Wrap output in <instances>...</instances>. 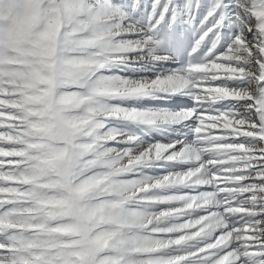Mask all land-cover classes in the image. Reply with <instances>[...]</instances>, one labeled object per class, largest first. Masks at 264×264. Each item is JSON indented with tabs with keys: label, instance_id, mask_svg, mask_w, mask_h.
<instances>
[{
	"label": "snow or ice",
	"instance_id": "obj_1",
	"mask_svg": "<svg viewBox=\"0 0 264 264\" xmlns=\"http://www.w3.org/2000/svg\"><path fill=\"white\" fill-rule=\"evenodd\" d=\"M78 18L98 48L123 57L98 65L123 89L104 109L117 113L110 143L139 146L153 176L183 178L165 194L200 193L215 209L179 245L183 257L148 264H264V0H83ZM17 182L0 180V197ZM0 264L25 261L0 245Z\"/></svg>",
	"mask_w": 264,
	"mask_h": 264
},
{
	"label": "bare ground",
	"instance_id": "obj_2",
	"mask_svg": "<svg viewBox=\"0 0 264 264\" xmlns=\"http://www.w3.org/2000/svg\"><path fill=\"white\" fill-rule=\"evenodd\" d=\"M69 1L72 0H51L50 3L47 4L46 6V17L48 20L46 22L47 28L50 29V27H48L49 26L48 24L50 23L58 26L61 25L63 31H69L75 29V26L86 27L83 20L77 17L69 19L67 17L68 15L66 16L64 14L63 11L68 6ZM117 34L119 33L117 32ZM67 36L73 37L74 35L71 36V34H67ZM83 36L89 40H92V42L94 41V37L91 34L87 33V30H85ZM79 39L80 38L78 37V40ZM71 47H73V50L69 52L63 51L60 53L62 62L71 68L73 67L74 69L77 70L78 69L84 70L88 77L86 78L85 85L83 86L81 85L78 86V84L71 85V86H67V88L63 89V91L61 92H60L61 89H59V91H55V93L53 92L54 100L56 102V108L66 103L78 104L84 102L86 104L85 105L86 110H82V111L78 110L75 113L58 114L57 121L58 124L61 125L59 126V128L61 127V135H62L61 137H63L66 141L61 143H68L71 145V147H73L72 145H74V147L77 148L76 149L77 152H81L82 150L87 149L90 151L89 153L90 156H88L85 160H83L80 163L79 165L80 167L77 168L75 172L74 171L73 173L71 172L72 176L75 173L76 176L72 178V181L68 186V190H66L68 195L63 193L62 194L64 197L63 199H57L55 198V195L52 196L48 195L47 192L49 190H54L56 194V189L58 188L60 189V186L57 187L56 185V182L58 180H53L52 178H50V180H48L47 181L48 183L46 184L48 186L47 187L48 189H45L44 194H42L41 192L39 198L41 197H45V199L47 198L46 199L47 204L48 203L64 204L67 202L68 199L70 200L72 199V198H68L72 195L76 196L77 194L87 193L88 195L87 200H85L84 203L79 204L80 205L79 207L84 215V218H69L64 222H61L63 218H58L59 222L54 220L55 222L52 223L53 226L60 224L58 226L60 230L64 229L70 232V234L66 235V237H68L67 240L65 241L59 240L57 245L55 246L53 244L50 245L49 243L47 244L37 243L35 246H33L34 250H31L30 236L32 235V233H36V232L38 233L41 231L46 232L49 226L43 227V225H38V224L21 225V223H19L18 220L19 216H18L15 219L14 218L10 219V222L12 224L11 230L8 228V226L0 228V245H4V246L11 245L12 251H14L19 256L23 255L22 257L25 261V264H35L34 263L35 261L39 259H43L45 257L56 259L58 258V256L62 257V253L63 255H71L70 257L73 258H75L74 254L79 253L80 255L90 256L88 261L89 263L109 264L114 260L117 261L120 260L123 256L122 255L120 257H115L114 255L110 257L99 256L97 250L98 245L100 244V242H103L101 244H106L107 242H109L111 236L109 238L107 236L108 234L112 233V230L110 231H102V230L114 228L113 231L120 229L121 230L120 232L123 233L122 231H126L128 227H131V229L144 232V230L146 231L150 227L155 226L158 229L153 231V233L158 232L160 234L161 232L163 236L167 235L170 237L166 238L168 241L167 242L165 241L164 244L163 242L158 243L159 242L158 239L154 238L156 240L154 241L153 238L152 239L148 238L149 239L148 241L156 243V245L154 243L155 248L152 251V253H156V255L158 253H167L168 254L167 258L169 259H176L178 257H183L185 253L179 251V245L182 243H186V241H183V239H185L188 236V233L191 232L190 229L196 227L198 221L201 222L203 226L202 228L197 229L196 232H200L206 229L208 227V224L203 222L209 220L211 217L215 215V209L213 208L210 202L202 198L201 199L196 198L200 196V193H198V195L196 196H191L189 193L187 194L185 192L179 193L181 195H179L178 192L165 194L163 191L164 188L173 187L178 184L184 185L185 181L183 180V178H181L180 181H177L175 179V174L173 173H169V175L172 176V180L170 181L167 179V177L153 176L145 171V164L143 161L140 160L139 154L141 150L139 146L136 145L128 146L125 145L122 141L117 142L115 144L110 143V141L115 140L119 135L118 132L112 131L111 119H110L111 117L116 116L117 113L113 111H105L104 109L105 107L115 106L114 97L117 94H123V89L120 86H109L110 81L106 79L104 76H101L99 74L98 65L102 62L101 57H105L107 60L110 61L122 59L123 57L119 55V49L117 48L101 49L98 48L94 42L92 44L82 43V45L79 46L72 45ZM19 62L21 63L22 61L18 60V63ZM30 65H32L33 68L36 66L34 63H31ZM75 87L76 90H74ZM12 91L9 93L7 90H5L4 92L0 91V93H2V95H0V108L6 110V112H0V117L6 120V122L4 123L0 122V124H7V128H5L3 131H0V140H3L5 144L8 145L7 147L0 148V155L11 156L14 158L6 161L0 160V165H3L5 163L8 164L9 165V167L7 168L8 172L14 170L15 174L19 175V173L22 172L24 176L25 175L32 176L33 169H31L32 166L29 163L30 161L28 160L29 157L22 151H17L15 149H12L14 147H19L23 143L25 144V142H23L24 140L22 139H20V141L18 140L19 141L18 142L15 139L14 135L11 134V131L12 132L16 131V133L19 131L21 134L25 133L28 134L29 136L31 134V129H30L32 127L31 125L39 124V123L41 124L42 117L40 119L38 115L37 117L36 116L31 117L32 114L30 115L8 114L9 112L12 111L15 112L21 107L20 103L18 104L19 100L17 99L18 100L17 101L12 97L13 94L11 93L15 94L16 92H12ZM64 91L67 93H64ZM77 91H84V92H77ZM7 96L8 97L11 96L13 98L12 99L10 97L12 99V102L9 101L11 99L6 101L7 98L5 99V97ZM85 114L88 115V120L84 119ZM121 118L124 117L121 116ZM89 122H91L92 125L89 126L88 128L86 127V124ZM84 127H86L87 130H89L86 131L87 134L82 136L81 138H75L74 137L75 134L74 135L72 134L73 129L81 128V130H83ZM206 130L207 128H205V131ZM86 137L90 138L89 141H84ZM2 138H6V139H2ZM123 139L126 140L127 137H124ZM71 155L73 156V154ZM47 156L49 158V161L46 163V166L51 164V162H54L52 159L54 157L53 154ZM33 158H35V156ZM33 158L31 160H33ZM144 160H147L146 156L144 157ZM67 168L68 167H63L61 171L63 173H67ZM29 170L30 173H27L29 172ZM2 173H0V180L8 181L14 179L18 181L17 183H15L17 184L16 187L18 189L26 185H29L31 183L29 182L30 177L28 179L21 178L23 180L19 178L18 180L17 179L18 176L16 178L14 177L15 175H7V172H2ZM189 179L191 180V178ZM58 182L60 184V181ZM101 182L105 183V186H107L111 191L99 194L97 196H93L91 191L92 186L90 185ZM192 184L194 185L195 182L193 181ZM225 190L226 189H218V191H225ZM5 193H9V196L6 197V194H4L2 197H0V207H3L5 204H7L8 205L7 208H11L12 210L15 209L11 214V217L12 216L14 217L15 215L13 214L15 211L20 212L18 211L19 209L18 206L14 207L13 205L15 202L14 200L21 199L20 198L21 193L19 194L16 191L15 196H12V194L10 196V191L7 190H5ZM189 197L192 198L189 199ZM106 198H112V199L107 200ZM162 202H168L169 204L174 205V207H167V208L158 207V205ZM16 203L17 202H15V204ZM129 206H137V209L131 210L129 209ZM103 208H106L107 210H110V208H112L113 210L111 211L116 210L114 208H119L118 211L127 212V215L129 216H127L126 221L123 224H116L115 226L113 225L109 226L108 224H106L108 226H103V227L101 226L102 224H98L92 227L91 234L93 238H91L89 242H87L82 235H81L82 237L80 236L77 238H73L74 236L72 235L82 234L83 230L86 227L84 224V220L86 221L87 218H89L91 215L100 213ZM139 208L141 210H138ZM202 209H208L205 212L206 215L203 214V216L201 217L199 216L198 219H194V221L189 220L191 216H193L194 218L195 216L194 213L196 211ZM30 213H32V211H30ZM0 216H3L5 219L7 218L8 220V216L5 215L4 213L1 214ZM154 217L156 218L155 220H153ZM20 218H22L21 212H20ZM147 219H149L151 223H148L149 221H147ZM183 219H186V222H181ZM175 220H179L180 223L178 224L175 223L176 222ZM60 222L64 224L62 225ZM104 233L106 234L103 235ZM6 234H9V236H6ZM115 234H117L116 231ZM176 234H180V242L178 241V239H174L175 236L173 235ZM20 235L24 236L25 239L18 237ZM53 236H54L53 234L48 233L46 236H41V237H45L46 238L45 240L47 239L50 240L51 238H53ZM34 238L36 237L32 238L33 242H34ZM69 238L70 240H68ZM17 239L22 244L24 242L27 243L28 246H25L27 247V249H24L25 247L22 246V244L20 246H15L10 243V241L12 240H13L12 242L17 243L18 242ZM65 246H68L69 248L63 249V247ZM70 248H72L73 250H71ZM22 249L27 251L23 252ZM130 256L133 257V255L126 254V258H131ZM159 258L161 259L163 257L160 256ZM139 264H143V263L139 262Z\"/></svg>",
	"mask_w": 264,
	"mask_h": 264
},
{
	"label": "rangeland",
	"instance_id": "obj_3",
	"mask_svg": "<svg viewBox=\"0 0 264 264\" xmlns=\"http://www.w3.org/2000/svg\"><path fill=\"white\" fill-rule=\"evenodd\" d=\"M50 1L51 0H0V91L4 92L5 90H7L9 93L14 90L12 92H16L17 94L11 93L13 94L12 97L16 100L18 99V104L20 103L21 106L15 112L12 111L8 114H32L31 117H37L38 115L40 119L42 117L41 124L39 123L31 125V134L29 133V136L25 133H22V135L19 131L17 133L16 131H11V134L14 135L17 141H20V139H22L24 140L23 142H25V144H22L23 146L20 145L19 147H14L12 149L22 151L29 157V159H27L30 160L29 163L32 166L31 169H33L32 176H24L22 172H20L18 175L15 174L14 170L8 172V170L5 169L3 171L7 172V175H15L14 177L16 178L18 176V180L19 178L28 179L30 177L29 182L31 183L19 189L16 187L17 184L12 185L5 183L4 188L5 190L10 191V196L11 194L12 196H15L16 191L19 194L21 193V199L15 198L17 200L14 201L17 203L15 204L14 202L13 205L14 207L18 206V211L21 212L22 218H20V212L17 211H15L13 214L15 216L11 217V214L15 210H12L11 208H4L3 212L0 213V215L4 213L8 216V220L12 218L15 219L19 216L18 220L21 225L38 224L43 225V227L49 226L46 232L41 231L38 233H32V235L30 236L31 250H34L33 246H35L37 243H49L50 245L53 244L55 246L57 245L59 240H67L68 237H66V235L70 234V232L64 229L60 230L58 227L60 224L53 226L52 223L55 221L59 222L58 218H63L61 222H64L69 218H84L79 204L84 203V201L87 200L88 196L87 193L77 194L76 196L72 195L73 197H68L72 199H68L66 202L67 204H47V198H39L40 193L42 192V194H44L45 189H48V186L46 184L48 183L47 181L50 180V178L60 181V184L58 181L56 182L57 187L60 186V189H56V194L54 190H49L47 192L48 195H55V198L57 199H63V193L68 195L66 190H68V186L71 183L72 178L76 176V173L72 176L71 172H75L77 168L80 167V163L88 156H90V151L87 149H84L81 152H77V148L74 147V145H72L73 147L68 149L65 143H61L64 142L65 139L61 137V127L59 128V126L61 125H59L57 121L58 114L75 113L78 110H86V104L84 102V105L82 102L78 104L66 103L56 108L54 93L55 91H59V89H61L60 92L63 91V89L67 88V86L77 84L78 86L85 85V80L88 77L86 72L84 70H77L73 67L71 68L65 65L61 60L60 53L63 51L69 52L73 50V47H71L72 45L79 46L82 45V43L92 44L93 42L92 40H89L83 36L86 30L85 26H75V29L63 31L61 25L58 26L50 23L48 24V27H50V29L47 28L46 22L48 20L46 17V6L48 3H50ZM82 4L83 0L69 1L68 6L64 9L63 12L66 16L68 15L67 17L69 19H72L74 17L78 18ZM67 34H71V36L74 35L77 37H70L67 36ZM78 37L80 38L79 40ZM18 60L22 62L18 63ZM31 63H34L36 66L33 68L32 65H30ZM64 93L67 92L64 91ZM10 97H5V99L7 98L6 101L12 98ZM12 99L9 101L12 102ZM84 119L88 120L87 114L84 115ZM0 120V122L2 123L6 122L5 119ZM87 124L86 127L88 128L92 125L91 122ZM86 127H84L83 130H81V128L73 129L72 134H75V138H81L82 136L87 134L86 131H89ZM89 139L90 138L86 137L84 141H89ZM52 154L54 155V157L52 158L54 162H51V164L46 166V163L49 161L47 155ZM71 154H73V156ZM32 155H34L35 158H33L34 156ZM32 158L33 160H31ZM62 166L68 167L67 173H63L61 171L63 168ZM27 173H30V170ZM90 186H92L91 191L93 196L111 191L107 186H105V183L103 182L94 183ZM185 193L188 194L189 192ZM5 194L6 197L9 196V193ZM189 194L191 196L198 195V193ZM106 199L111 200L112 198ZM114 209L116 210L111 211L113 210L112 208H110V210L103 208L100 213L91 215L89 218H87L86 221L84 220V224L86 227L83 230L82 234L72 235L74 236L73 238H77L82 235L86 239V241L89 242V240L93 238L91 234L92 227L98 224H102L101 226L103 227L108 225L115 226L116 224L125 223L127 216H129L127 215V212L118 211L119 208ZM129 209H137V206H129ZM138 210L141 209L139 208ZM30 211H32V213H30ZM204 215H206V213H204ZM198 217L194 216L193 218V216H191L189 220L194 221V219H198ZM155 219L156 218L154 217L153 220ZM147 221H149L148 223H151L149 219H147ZM175 221V223L177 224L180 223L179 220ZM181 222H186V219H183ZM61 224L63 225L64 223ZM113 229L102 230H112V233L110 234H112L114 238L112 237V235L108 234V238L111 236L109 239L110 241L106 244H101L103 242H100L97 249L100 257H110L113 255L115 257H120L121 255L123 256L120 260H114L109 264H139V262L148 264L149 261L160 259V256L156 255V253H152L156 243L148 240L153 238V240L156 241L155 239H158V243L163 242L164 244L165 241H168L166 238L170 237L167 235L163 236L161 232L160 234L158 232L153 233V231L158 229L155 226L150 227L146 231L144 230V232L128 227L126 231H122L123 233L120 232V229L115 230L117 234H115V231H113ZM48 233L53 234V238H51L50 240H45V237H41L46 236ZM106 233H104L103 235H105ZM196 234L197 232L191 231L188 233L187 237H195ZM6 236H9V234H6ZM173 236H175L174 239H178V241L180 242V234H176ZM18 237L25 239V237L22 235ZM33 237H36L34 238V242L32 241ZM70 238L68 240H70ZM12 241H10V243L15 246H20L22 244L19 240V243H15ZM183 241L186 240L183 239ZM23 244L22 246L24 247L28 246V244L25 242ZM65 248L69 247H63V249ZM70 249L73 250L72 248ZM22 251L26 252L27 250ZM126 254L133 255V257L130 256L131 258H126ZM70 256L71 255H63L62 253V257L58 256V258L56 259L43 261L41 264H92L88 262L90 256L80 255L79 253L74 254L75 258Z\"/></svg>",
	"mask_w": 264,
	"mask_h": 264
}]
</instances>
